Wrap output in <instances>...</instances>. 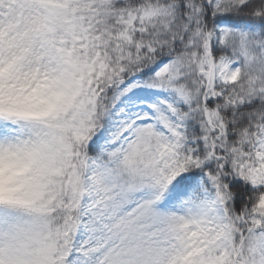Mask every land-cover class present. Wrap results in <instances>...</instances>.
<instances>
[{
    "label": "snow or ice",
    "instance_id": "obj_1",
    "mask_svg": "<svg viewBox=\"0 0 264 264\" xmlns=\"http://www.w3.org/2000/svg\"><path fill=\"white\" fill-rule=\"evenodd\" d=\"M0 264H264V0H0Z\"/></svg>",
    "mask_w": 264,
    "mask_h": 264
}]
</instances>
